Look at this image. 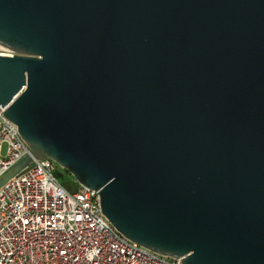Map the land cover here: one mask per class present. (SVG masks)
<instances>
[{
	"label": "water",
	"instance_id": "1",
	"mask_svg": "<svg viewBox=\"0 0 264 264\" xmlns=\"http://www.w3.org/2000/svg\"><path fill=\"white\" fill-rule=\"evenodd\" d=\"M0 106L30 154L180 264H264V0H0Z\"/></svg>",
	"mask_w": 264,
	"mask_h": 264
},
{
	"label": "built area",
	"instance_id": "2",
	"mask_svg": "<svg viewBox=\"0 0 264 264\" xmlns=\"http://www.w3.org/2000/svg\"><path fill=\"white\" fill-rule=\"evenodd\" d=\"M5 112L0 106V179L30 154ZM56 166L35 160L0 188V264H180L125 237L103 214L99 192L70 193Z\"/></svg>",
	"mask_w": 264,
	"mask_h": 264
},
{
	"label": "rangeland",
	"instance_id": "3",
	"mask_svg": "<svg viewBox=\"0 0 264 264\" xmlns=\"http://www.w3.org/2000/svg\"><path fill=\"white\" fill-rule=\"evenodd\" d=\"M6 149L7 146L4 145L3 155H5ZM54 173L59 179L62 186L70 193H75L80 189L81 186L78 183V181L75 179V177L70 172L60 167L59 165L56 166V170Z\"/></svg>",
	"mask_w": 264,
	"mask_h": 264
}]
</instances>
